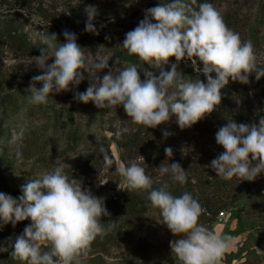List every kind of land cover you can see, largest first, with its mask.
<instances>
[{
	"label": "clouds",
	"instance_id": "1",
	"mask_svg": "<svg viewBox=\"0 0 264 264\" xmlns=\"http://www.w3.org/2000/svg\"><path fill=\"white\" fill-rule=\"evenodd\" d=\"M144 11V18L125 34L121 46L129 55L161 68L159 76L144 71L145 79H141L135 65L122 67L114 75L108 63L101 60L94 68L99 72L109 71L102 77L90 78L86 91L76 93L78 101H93L100 109L122 105L134 123L148 128H155L175 116L176 123L184 129L216 110L222 101L221 90L230 79L249 83L252 73L257 80L264 77V68L255 63L253 43L242 42L239 33L227 26L211 3L197 6V0H170ZM85 12L88 18L85 31L99 34L93 23L97 8L89 5ZM63 35L65 42L58 46L56 33L41 35V42L53 51L45 55V49L40 48L41 54L33 57L43 74L33 76L26 88L31 104H46L54 91H67L70 85L78 86L85 79L81 71L85 54L77 43V36L68 30ZM53 57V62L48 63ZM171 57L176 62L170 70H164ZM181 61H191L194 70L206 76L207 82L186 80L179 75ZM37 82L42 87H37ZM23 135L22 127L19 131L13 130L10 143L21 140ZM163 135L167 138L171 133L165 130ZM215 139L225 150L210 163L218 177L254 181L264 173V116L251 124L228 119L218 128ZM164 151L167 157L173 156L171 147ZM16 155L19 158L21 154ZM103 159L106 166L114 163L107 153ZM159 169L162 175L169 174L173 182L183 185L187 181L186 171L178 162L162 163ZM114 171L125 181V187L118 184L120 189L147 191L148 200L161 212L163 224L180 237L170 241L171 255L178 264H220L232 238L199 223L202 206L191 193L175 196L168 190L167 182L153 188L152 178L135 161L128 165L116 162ZM21 191L18 199L0 192L3 224L15 226L17 222L31 220L10 245L11 258L24 264H79L78 258L87 254L92 241L106 234L100 223L103 216L109 215L104 200L81 187L75 179L70 180L63 164L35 178H27ZM43 247L48 250L43 251ZM7 251L8 248L0 247V252Z\"/></svg>",
	"mask_w": 264,
	"mask_h": 264
},
{
	"label": "rangeland",
	"instance_id": "2",
	"mask_svg": "<svg viewBox=\"0 0 264 264\" xmlns=\"http://www.w3.org/2000/svg\"><path fill=\"white\" fill-rule=\"evenodd\" d=\"M165 0H0V13L16 12L24 19L23 28L32 42H39L42 34L51 31L58 38H64V30L75 33L77 40L85 39L82 51L85 56V79L77 86L70 85L69 90L53 92L46 104L29 103L26 88L33 76L43 74L33 62V57L41 54L40 49H29L6 37L2 32L6 24H0V192L14 198L22 195L21 185L27 178H35L63 164L64 172L70 180L75 179L86 190L104 200V203L116 192L120 191L118 184L125 187L123 178L117 182L115 163L124 164L120 149L116 142L118 138H127L146 126L136 124L127 116L123 106L100 109L93 101L83 103L75 98L77 92L86 91L90 78L109 71L101 72L94 68L98 61L108 63L113 74L122 67L129 66L120 63L112 46L97 43V38L108 36L117 42H123L125 34L133 30L144 18L145 9L157 6ZM89 5L98 10L93 21L99 34L85 31L87 15L85 8ZM215 8L221 13L227 26L239 33L241 41H251L255 53V63L264 68V0H220ZM155 22V21H153ZM114 40V39H113ZM45 55H51L52 49L45 44ZM54 60L50 58L48 63ZM190 63L191 61H183ZM202 66V65H201ZM170 65H164V70H170ZM140 71L141 79L144 71ZM161 68L150 67V72L159 76ZM178 74L182 76L180 70ZM255 74V73H252ZM256 75V74H255ZM37 87L42 83L37 82ZM264 88V77L260 78L258 92L249 91V98L255 99L247 103L235 97L230 105L237 123H258L264 116V108L259 105V94ZM256 94L258 96H256ZM69 113L73 114V123ZM212 114L204 120L206 129L198 132L195 125L177 131L176 117L159 126L168 129L172 138L170 147L174 153L189 160L205 162L210 170L211 161L225 151L218 145L215 134L218 128L225 125V118L217 120ZM177 125V126H175ZM174 126V127H173ZM24 129V135L16 143H10L13 130ZM147 128V127H146ZM176 130V131H175ZM168 142V143H169ZM148 144V143H147ZM111 152L114 163L106 166L102 151ZM148 146L134 152L135 162H144L143 154ZM17 152L21 155L17 158ZM75 157V158H73ZM59 161V164H58ZM212 170V169H211ZM213 171V170H212ZM100 181L104 184H101ZM241 200L239 205H242ZM225 215L214 223L212 231L230 236L231 243L220 264H242L244 258L230 260L227 254L236 252L249 233L248 228L238 225L235 210L224 209ZM141 233L154 244L177 239L165 224L160 210L151 207L144 216ZM18 235L31 223L27 219ZM17 235V236H18ZM257 235H255L256 237ZM264 262V240L255 245ZM46 251V250H43ZM79 264H139L132 248L127 244L110 246L106 250H93L91 254L80 256ZM16 260V259H15ZM17 264H24L16 260ZM0 264H4L0 257Z\"/></svg>",
	"mask_w": 264,
	"mask_h": 264
},
{
	"label": "trees",
	"instance_id": "3",
	"mask_svg": "<svg viewBox=\"0 0 264 264\" xmlns=\"http://www.w3.org/2000/svg\"><path fill=\"white\" fill-rule=\"evenodd\" d=\"M219 1L197 0V6L199 3L208 2L215 7ZM168 2L170 0L164 1V3ZM23 21L24 19L18 16L16 12L0 13V24H6L2 32L6 37L31 50L43 47L41 39L39 42H32L27 37L23 28L19 25L24 24ZM62 42H65V39L58 38L55 43L58 46ZM77 43L83 49L85 39L77 40ZM97 43L112 46V50L120 63L135 65L143 71H150L152 65L146 64L135 55H129L127 50L121 46V41L115 44V38L111 39L108 36H102L97 38ZM175 62V57H171L168 65L171 66ZM178 70L181 71L183 78L186 80L195 81L201 79L207 82L206 76L195 71L190 63L181 61ZM212 75L215 77V73H212ZM259 82L260 79L257 80L255 74L249 77V83H241L230 79L229 83L221 90L222 101L221 104L216 106V110L211 113L212 118L216 119L219 117L218 121L222 118L236 121L238 117L233 114L230 107L232 100L237 97L247 103H253L255 99L251 100L248 93L251 90H254V93L258 92ZM256 96L258 95L256 94ZM259 103L264 108V88L259 94ZM69 117L71 118V123H73V114L69 113ZM206 117L208 115L194 124L198 132L206 129L204 123L209 121L204 120ZM168 129L170 130V128ZM168 129L161 126L155 128L145 127L130 137L118 138L116 142L124 164L128 165L135 161L134 152L139 148L148 146V150L142 155L144 162L137 163L144 167L146 174L152 178L153 188H159L162 183L167 182L169 184L168 190L175 196H179L184 192L191 193L202 206L199 223L210 230L213 229V225L218 220L221 211L224 209L235 210L239 227L248 228L249 233L238 247V250L227 254V256L230 260L244 258L242 264H264L262 255L255 247L261 240H264V173H261L254 181H242V178L239 177L225 180L218 177L211 169L208 170L205 162L201 161L199 157L197 158L198 160H189V158L174 152L172 157H167L164 149L170 147L171 143L169 141L172 135L165 138L163 132L165 130L168 131ZM181 130L177 126V131ZM104 153L102 152L103 156ZM107 155L114 161L111 152H108ZM172 162L180 163L186 171L187 181L183 185L173 182L169 174L162 175L160 173L159 166L162 163L169 165ZM121 179L122 177L117 174V182L121 181ZM147 196V191L129 192L125 189L116 191L104 203L109 215H105L100 219V223L107 230L106 234L98 235L92 241L86 255L91 254L93 250L102 251L110 246L127 244L132 248L136 259L140 261L139 264H178V261L171 255L170 241L172 240L154 244L141 233L144 225V216L152 207ZM241 200H244V203L239 205ZM27 222V220L20 221L13 226L12 223L3 224L2 220H0V225H2L0 226V247L9 249L7 252H0V257L4 264H17L16 260L10 256L12 251L10 245ZM255 235L257 236L255 237ZM42 250L47 251L48 248L43 247Z\"/></svg>",
	"mask_w": 264,
	"mask_h": 264
},
{
	"label": "built area",
	"instance_id": "4",
	"mask_svg": "<svg viewBox=\"0 0 264 264\" xmlns=\"http://www.w3.org/2000/svg\"><path fill=\"white\" fill-rule=\"evenodd\" d=\"M224 215H225V211L224 210L219 213V217L220 218H222Z\"/></svg>",
	"mask_w": 264,
	"mask_h": 264
}]
</instances>
